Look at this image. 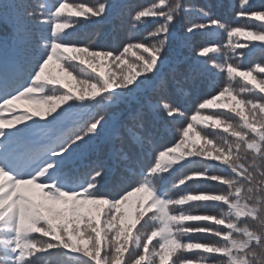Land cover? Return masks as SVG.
<instances>
[{
  "label": "snow or ice",
  "instance_id": "6c2138e0",
  "mask_svg": "<svg viewBox=\"0 0 264 264\" xmlns=\"http://www.w3.org/2000/svg\"><path fill=\"white\" fill-rule=\"evenodd\" d=\"M125 7L121 0L0 2L13 37L11 47L0 45V264H50L51 257L57 264H264V95H243L264 93V76L256 75L264 62L246 70L237 62L264 49V9L240 0L235 17L244 23L229 25L183 0H153L131 15L137 31L158 21L144 39L117 51L75 39L85 21L101 24ZM185 16V42L219 32L226 44L198 48L195 69L178 61L166 71L172 29ZM215 73L229 82L213 85L187 112L176 87L195 90ZM237 77L239 89L231 83ZM121 105L115 119L101 114ZM77 112L87 119L65 132ZM109 129L126 148L82 163ZM190 166L198 169L183 171ZM189 181L216 182V190L184 191ZM190 202H197L192 210L183 207Z\"/></svg>",
  "mask_w": 264,
  "mask_h": 264
},
{
  "label": "trees",
  "instance_id": "16d2710c",
  "mask_svg": "<svg viewBox=\"0 0 264 264\" xmlns=\"http://www.w3.org/2000/svg\"><path fill=\"white\" fill-rule=\"evenodd\" d=\"M2 2V0H0ZM86 3L92 2V0H84ZM123 4L126 5L123 14L119 17H112L109 20L94 25L89 21H85L81 26L79 32L76 34L75 39L82 45L91 44L93 47H99L100 49H110L113 51L119 50L124 44L132 40H142L147 35V32L152 30L155 27V24L158 21H152L149 19L147 26L137 31L132 28L131 15L134 10L149 5L153 0H121ZM186 6L193 9L203 8L205 11H209L214 18H218L221 22L233 25L241 24L244 21H237L235 13L239 8L240 0H183ZM253 9H264V0H250ZM195 16H192L191 19H195ZM190 17H183L178 21L176 26L172 29V38H171V47L168 52L166 71H171L174 68L178 61L187 65L188 63L192 64L193 69L196 68L195 59L196 52L198 48L204 46L207 43H217L220 44L223 48L226 44V34L217 33L215 36L208 38L204 35L197 33L188 38L187 42L184 40L186 35L184 32L185 27L189 22ZM260 22H256L259 24ZM12 30L11 28L2 20H0V45H6L11 47L12 45ZM234 40H239L240 43H248L251 45H259L261 42L254 40H244L239 37H234ZM226 51V49H224ZM241 51H246L245 49H237V55ZM209 56L215 60L217 63L224 61L223 53H210ZM230 61L236 60L231 53L228 54ZM208 59V57L202 58ZM212 61L209 60V63ZM242 64L243 69L249 67H254L256 63L264 62V49L255 48L251 55L246 61L240 59L237 61ZM257 77L264 76V73H256ZM205 80L207 83L202 88L200 84H204ZM229 81H227L226 74L215 73V76H209L207 78H201L195 90L187 86H177L175 91L176 94L180 97L181 103L184 106V109L191 113L195 110L196 104L199 98L207 93L213 91V85H215L218 90L220 87L225 86ZM233 87L239 89L243 85V81L239 77L235 81L231 82ZM245 96H255V95H264V93H244ZM23 107V105H20ZM125 105L119 107H106L101 113L105 116L106 119L112 120L115 119L118 115L124 113L126 110ZM203 112L211 110H202ZM87 119L86 112H77L65 120L64 130L65 132H71L72 130L78 129L84 120ZM173 137L171 134L167 139L161 137L162 143H169ZM117 148L125 147L121 141L115 138L112 130L109 129L100 140L96 141L93 146L86 149L83 156L80 158L82 163H89L95 160L98 157L104 156L107 157L112 147ZM192 159V158H189ZM198 166H190L188 169H184V172H190L192 170H197ZM179 175V174H178ZM216 182H201V181H189L187 185L181 186L184 191L187 192H200V191H214L216 190L213 187V184ZM180 189H173L170 192V195H177ZM197 202H190L189 205L183 207L192 210V206ZM134 211V207H133ZM201 211H211V210H201ZM194 223V222H186ZM139 227V226H138ZM194 240L206 238V234H192ZM192 255V254H189ZM50 264H57L60 260L59 257L49 258ZM64 264H73L72 261L67 258H63Z\"/></svg>",
  "mask_w": 264,
  "mask_h": 264
}]
</instances>
